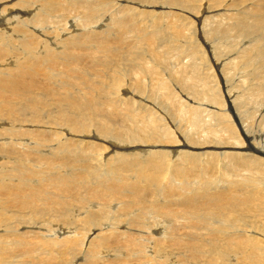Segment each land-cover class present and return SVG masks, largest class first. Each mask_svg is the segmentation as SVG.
I'll return each instance as SVG.
<instances>
[{
  "label": "bare ground",
  "instance_id": "6f19581e",
  "mask_svg": "<svg viewBox=\"0 0 264 264\" xmlns=\"http://www.w3.org/2000/svg\"><path fill=\"white\" fill-rule=\"evenodd\" d=\"M181 1L0 0V264H264V0Z\"/></svg>",
  "mask_w": 264,
  "mask_h": 264
},
{
  "label": "rangeland",
  "instance_id": "374dc122",
  "mask_svg": "<svg viewBox=\"0 0 264 264\" xmlns=\"http://www.w3.org/2000/svg\"><path fill=\"white\" fill-rule=\"evenodd\" d=\"M195 1L196 0H194V1H192V2H186V1H181V6H179V7H176V8H178L179 10H182V11H186V10H188L189 8H192V7H194V5H195ZM201 3H202V6H203V8H204V10H201V8H199V14H202V11H206V0H204L203 2L201 1ZM121 4H124V5H128V6H132L131 5V3H130V1H127V2H122ZM172 5V4H171ZM165 7V8H164ZM173 7H175V6H173L172 5V7L170 6V4H168V5H164V6H160V7H157V8H155L154 9V11H153V14H155V18L157 19V23H160V25H162V28L164 29L163 30V32H162V34H159L158 36H161V37H164V38H166V39H168L169 41H172L171 43L173 44V46H172V48H170V49H168V50H163L162 52H161V56H160V54L158 55V56H160V57H162V56H167V60H168V62H169V66L175 71V72H177V71H182V72H184V70H183V68H186L187 66H186V64L184 63V66H182V64H181V60H184V61H186V58L187 57H189L190 56V54H189V52H188V47H187V40H184L183 38H182V33L181 32H179V34H174L175 32L174 31H170L169 32V30H168V25L167 26H165L166 24L165 23H163L162 22V17L160 18V19H158L157 17L158 16H161V14H162V12L163 11H165V10H169V9H166V8H173ZM201 7V6H200ZM112 9H113V7H112ZM138 9H140V8H138ZM140 10H142V9H140ZM172 10H174V9H172ZM117 10H114V11H112L113 13L112 14H114L115 12H116ZM175 11V10H174ZM68 15V14H67ZM68 16H70V15H68ZM68 16H64V18L65 19H67V17ZM160 20H161V22H160ZM73 20H71L70 22H72ZM136 21V23H137V25L139 26V24H141V22L139 21V20H135ZM150 21V18L148 17V19L145 21V23L146 22H149ZM173 22L172 20H168V22ZM111 22V20H107V23H110ZM178 22V21H177ZM180 23V22H179ZM197 29H202V21H201V24H200V26L199 27H196ZM112 35V34H111ZM197 35H198V30H197ZM218 35H220V34H218ZM150 37H152L151 35H150ZM219 38H220V40L221 39H223V37L222 36H218ZM127 38H124V42H125V45L124 46H127V45H134L135 43H137V42H139L137 39H132V38H129L128 40H131V42H133V43H131V44H129L128 42H127V40H126ZM184 40V41H183ZM153 43L156 45V43H155V40L153 39ZM176 43H178V44H180V45H182V47L181 46H177L176 45ZM174 44H175V47H177L178 49H180L181 50V55L179 56V58H177V59H175V53L173 52V49H174ZM140 48H143V52L146 50V48H145V46L144 45H142V43H140L137 47H134L133 48V51H136V52H138V53H140L141 54V52H140ZM149 50V49H148ZM124 51H126V49H123L122 50V52H121V56H120V63H118L120 66H119V68L122 70V69H124V70H126V71H128L129 70V65H131V62H128L127 60H125L126 59V54L124 53ZM143 52H142V55H143ZM150 55H152V54H150ZM179 75V74H178ZM181 77V76H180ZM256 82H253V83H251V85H253V84H255ZM200 87V88H199ZM198 90L200 91V90H202V88H203V86H202V88H201V85H199L198 87ZM244 89V88H243ZM203 91V90H202ZM247 95V94H246ZM263 95V96H262ZM261 96V97H260ZM259 96V98L258 97H256V96H252V95H248V98L247 97H244V98H242L241 99V101H239V102H243V106L245 107L244 109L245 110H243V111H248L247 113H246V118L244 119V115L243 114H241L240 115V113H239V115H238V117H239V119H243L242 121L248 126L247 128H248V130H249V132L253 135V136H256L257 137V139H259V141L261 142L262 141V138L264 139V123H263V120H264V91H263V94H261ZM256 98V99H255ZM261 98V99H260ZM256 100V101H255ZM262 100V101H261ZM259 101V102H258ZM258 103H260L259 105H257ZM262 104V105H261ZM210 105V104H209ZM211 106V105H210ZM263 106V107H262ZM205 106L204 105H202L201 106V108H204ZM212 107V106H211ZM258 107V108H257ZM261 107V108H260ZM209 108V107H208ZM260 108V109H259ZM209 109H212V108H209ZM213 109H215V108H213ZM256 111V112H255ZM255 114H253V113ZM250 113V114H249ZM248 115V116H247ZM254 115V116H253ZM257 115V116H256ZM262 115V116H261ZM254 117V118H253ZM263 118V119H262ZM253 119V120H252ZM255 119V120H254ZM262 119V120H261ZM257 120V121H256ZM254 121V122H253ZM177 122V124L179 123L178 121H176ZM261 123H263V124H261ZM261 126V127H260ZM250 128V129H249ZM157 148V147H156ZM243 149H247V148H243ZM112 154H114L113 152H111V155ZM100 217H104V218H107L108 217V212L107 211H105V212H100ZM90 219H91V221L92 222H95V221H93V218L92 217H90ZM95 223H99V221L98 222H95ZM100 224V223H99ZM99 228H101V226H99ZM17 230V229H16ZM145 233V232H144ZM146 234V233H145ZM218 245H220V244H218ZM148 246V245H147ZM127 247V248H126ZM115 248H116V251H118L119 252V250L120 251H123V252H125V254H124V256H126V255H128L129 254V248H128V245H125V244H120V245H117V246H115ZM112 257H114V256H112ZM79 258H80V256H79ZM224 258H226V256H224ZM76 260H77V257L75 258ZM202 260H204V257H202ZM207 260V259H206ZM77 261H79V260H77ZM82 262V261H81ZM82 263H84V262H82ZM129 264H134L133 263V261L132 262H130Z\"/></svg>",
  "mask_w": 264,
  "mask_h": 264
}]
</instances>
